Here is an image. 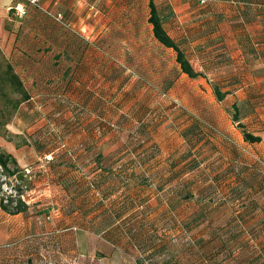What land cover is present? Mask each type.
<instances>
[{"label": "rangeland", "instance_id": "1", "mask_svg": "<svg viewBox=\"0 0 264 264\" xmlns=\"http://www.w3.org/2000/svg\"><path fill=\"white\" fill-rule=\"evenodd\" d=\"M154 1L188 57L194 10L204 17L211 0ZM10 16L15 40L10 55L0 48V74L12 62L30 92L23 115L54 149L55 182L92 196L91 210L107 203L101 195L122 208V218L101 213L98 226L132 229L138 264H264V136L245 140L234 119L260 103L226 105L217 71L183 72L153 34L149 0H36ZM18 97L0 82V123ZM259 116L241 120L245 129L264 126Z\"/></svg>", "mask_w": 264, "mask_h": 264}, {"label": "crops", "instance_id": "2", "mask_svg": "<svg viewBox=\"0 0 264 264\" xmlns=\"http://www.w3.org/2000/svg\"><path fill=\"white\" fill-rule=\"evenodd\" d=\"M35 1L0 0V48L9 52L8 55L15 40L7 27L13 20L10 10L17 3ZM204 6V17L199 16V6L196 7L192 15L194 21L189 27L190 37L194 40V48L189 53L191 63L196 70L220 74L219 84L225 90L219 101L226 105H262L260 113L244 114L246 116L240 121H252L258 115L264 121V0H211ZM29 98L0 123V146L12 154L22 168L24 178L28 180L27 197L30 198L26 211L12 214L2 208L0 197V264H100L101 252L103 259H114V264H138L132 252V246L137 242L132 229L124 228L122 223H112L104 229L96 223L101 213L123 217L122 208L116 202L112 203L113 198L94 195L96 200L107 203H100L99 210H91L87 203L92 196L84 191L70 194L68 185L55 182L52 177L55 164L48 159L54 149L48 150L47 146L38 143L37 131L31 126L34 120L23 115L28 105L24 106L25 101ZM254 128H258L254 135L264 136V126ZM234 132L241 135L237 129ZM222 135L225 137L226 133ZM240 141L244 142V138ZM26 169L31 173H24ZM96 180L97 192L101 193L102 182ZM81 183L89 190L85 179ZM67 200L72 202L71 207ZM134 200L141 201L143 197ZM86 235L93 239L92 249L88 252H85Z\"/></svg>", "mask_w": 264, "mask_h": 264}, {"label": "trees", "instance_id": "3", "mask_svg": "<svg viewBox=\"0 0 264 264\" xmlns=\"http://www.w3.org/2000/svg\"><path fill=\"white\" fill-rule=\"evenodd\" d=\"M150 6V17L149 21L153 26V34L159 42L167 47H171L175 50L177 54V61L181 67V70L187 73L190 77H197L201 75L202 72L196 70L191 63L189 56L187 57L186 52L182 49V47L176 42L175 38H173L168 30L165 28L162 18L159 16L157 6L154 0H149ZM0 82L3 85H11L12 89L16 94H18V98L15 99L12 103V108L15 110L20 103L30 97L27 89L24 86L23 80L21 76L15 71L13 65L10 62H7L0 74ZM216 92L218 94V99L223 98V94L216 88ZM4 113V111H3ZM12 114V112H11ZM10 114V116H11ZM235 121H238L239 127L243 128L242 132L244 133V138L247 141L255 142L260 141L261 136L254 135L245 129L243 123L237 117L234 118ZM31 173V171H30ZM5 176L6 178H14L19 181L28 182L26 178H24L22 168L17 163L15 157L5 152L0 146V190L2 189V184L6 181V179H2L1 177ZM28 184V183H27ZM29 187V184H28ZM16 190L18 194L23 192L21 185H16ZM1 205L2 208L7 212L15 214L19 212L26 211L29 207V204L22 200L19 196L8 195L7 197L1 195Z\"/></svg>", "mask_w": 264, "mask_h": 264}, {"label": "built area", "instance_id": "4", "mask_svg": "<svg viewBox=\"0 0 264 264\" xmlns=\"http://www.w3.org/2000/svg\"><path fill=\"white\" fill-rule=\"evenodd\" d=\"M13 8H15L17 14H20L23 11L24 4L17 3ZM26 170H27V172H30L29 169H26ZM1 178L6 179V181L2 184V186H4L5 183H6V185H8L10 182V184H9L10 188H8L9 190L8 189L5 190L3 187V189L0 190V196L1 195L5 196V197H7L8 195L19 196L22 200H24L25 202L28 203L27 192L29 191V187H28V184L26 182L19 181L17 179L12 178V177L6 178L5 176H2ZM18 184L21 185V188L23 190V192H21L20 194H18V191L15 188L16 185H18Z\"/></svg>", "mask_w": 264, "mask_h": 264}]
</instances>
